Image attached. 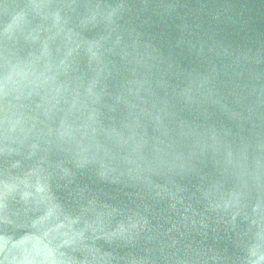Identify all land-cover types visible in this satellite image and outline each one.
<instances>
[{"label": "clouds", "instance_id": "clouds-1", "mask_svg": "<svg viewBox=\"0 0 264 264\" xmlns=\"http://www.w3.org/2000/svg\"><path fill=\"white\" fill-rule=\"evenodd\" d=\"M182 7L0 0V264H264V48L178 63Z\"/></svg>", "mask_w": 264, "mask_h": 264}, {"label": "water", "instance_id": "water-1", "mask_svg": "<svg viewBox=\"0 0 264 264\" xmlns=\"http://www.w3.org/2000/svg\"><path fill=\"white\" fill-rule=\"evenodd\" d=\"M179 3L183 7L177 13L150 15L142 25L176 62L196 64L193 45L199 41H218L241 51L264 48V0H179ZM210 11L219 14L210 15Z\"/></svg>", "mask_w": 264, "mask_h": 264}]
</instances>
